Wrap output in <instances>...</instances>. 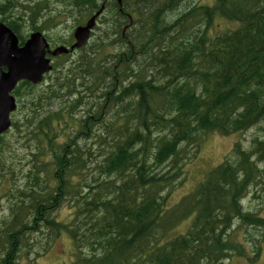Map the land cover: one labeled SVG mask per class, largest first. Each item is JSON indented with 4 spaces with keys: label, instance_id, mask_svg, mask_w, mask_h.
Masks as SVG:
<instances>
[{
    "label": "trees",
    "instance_id": "trees-1",
    "mask_svg": "<svg viewBox=\"0 0 264 264\" xmlns=\"http://www.w3.org/2000/svg\"><path fill=\"white\" fill-rule=\"evenodd\" d=\"M121 1L123 6L118 0H74L72 6L77 17H92L105 6L101 17L110 32L112 23L119 24L110 36L124 46L116 48L106 33L109 41L100 47L92 40L73 54L60 55L71 56V64H55L50 81H22L14 91L33 90L23 105L33 109V133L40 141L37 161L46 173L55 170L57 182L48 185V173L45 178L40 171L31 175L37 190L24 192L28 199L16 208L24 218L33 207L35 219L5 236L9 247L1 264L18 259L22 234L30 229H47L48 240L40 248L44 254L67 236L76 250L70 264H216L230 260L233 250H247L255 261L246 244L227 238L240 222L264 234L261 207L250 210L242 203L264 177V0ZM6 7L1 3L0 14ZM118 13L124 18L113 21ZM48 19L34 24L32 32L43 31L51 39L48 30L59 22ZM4 22L24 44L29 33L23 34L16 21ZM222 23L226 29L219 28ZM120 24L131 28L137 41ZM72 34L52 42L71 44ZM162 39L168 40L166 47L160 46ZM90 100L98 101L95 108ZM251 129L255 134L248 147L236 142L232 158L170 204L191 148L197 150L213 134ZM5 139L0 136V154ZM3 196L16 197L0 184V200ZM66 197L73 199L70 222L54 217ZM178 218L192 220L189 229L167 237ZM261 239H252L258 243L257 256Z\"/></svg>",
    "mask_w": 264,
    "mask_h": 264
},
{
    "label": "rangeland",
    "instance_id": "rangeland-1",
    "mask_svg": "<svg viewBox=\"0 0 264 264\" xmlns=\"http://www.w3.org/2000/svg\"><path fill=\"white\" fill-rule=\"evenodd\" d=\"M11 3H8V0H0V5L8 4V7L5 8V12L0 14L1 20L4 22L8 21H17L21 19L26 23V27H23V34L32 32V27L34 24H43L49 23V16L53 17L52 20H55L58 25H53L49 30V35L51 40H58L60 37L69 38L71 35L72 27L77 21L76 11L77 7H73L74 0H10ZM39 2V3H37ZM119 4L123 6V2L118 0ZM148 3V1H146ZM127 10L130 8V12L133 11V4L128 3ZM136 8H139L141 11L150 14V11L142 8V5L139 7L134 4ZM33 6L36 11L33 13ZM122 8V7H120ZM181 9V6H180ZM1 12V11H0ZM38 13V14H36ZM71 14V15H68ZM35 18L33 19V16ZM116 15V16H115ZM112 18L113 21H119L124 18L123 14H115ZM86 15L81 17L79 14V22L82 24V20ZM108 14L106 13L107 17ZM75 17V23L74 18ZM144 19H148L147 16H143ZM34 21V22H33ZM126 22V21H125ZM6 23V22H5ZM124 23V22H123ZM7 24V23H6ZM112 30L110 32L109 24L101 17L98 20V24L94 29L93 43L96 47H100L102 42L109 41L106 38V33H109V36L113 31H116V28L119 27V24L115 26L112 23ZM127 24V23H126ZM123 33L128 34L132 33L130 36L132 40L137 41V34L132 31L128 26H123ZM220 29H226V24L222 23L219 26ZM136 35V36H133ZM105 36V37H104ZM104 37V38H103ZM110 38L115 39L116 48L120 49L125 44L118 41V37L110 36ZM75 39V38H74ZM111 39V40H112ZM168 40L162 39L159 44L161 47H166ZM164 45V46H163ZM141 52V51H140ZM55 64L59 63L61 66H67L71 64V56L68 58L56 57L53 58ZM55 71H52V73ZM50 81L46 77L45 82ZM38 89V88H37ZM37 91V90H36ZM33 90H28L26 88L21 89L19 94H15L18 102L17 110L12 114L13 126L7 132L5 142L7 144L6 148L0 154V183L3 186H7L14 190L15 198H8L3 196L0 200V257L6 256L8 253L9 244L7 243L6 235L16 230V232L21 231L22 224L26 222H33L35 217L33 216L36 213V210L30 209V212H27L24 218L18 217L22 209L16 208V205H20V201L28 199L24 195V192L33 191L34 184L32 174L40 171L42 178H45L48 173V185L55 184V170L49 169L46 173L44 169L40 168V164L37 161V155L39 154V138L33 133L34 127L32 126L33 118V109L29 107H24L23 102L33 98ZM92 101L93 106L98 103V101ZM86 102V101H85ZM95 103V104H94ZM57 105L53 106V109H57ZM85 105V103H83ZM88 108L91 107V104L86 105ZM95 108V106H94ZM75 116V115H74ZM78 119L81 117L75 116ZM101 121H97L94 132L98 133ZM255 134V130L251 129L242 133L224 136L221 134H213L207 139H204L199 145L197 150H192L188 155L189 157L184 161L182 165V177L179 181H176L178 184L175 185L171 198H169L170 204H177L178 201L191 190H195L199 181L203 180L205 175H208V171L216 167L218 164L223 162L227 158H232L231 154H234L233 147L236 142H240L243 147H248L252 136ZM94 138L96 135H91ZM59 141L63 142L65 139L58 138ZM33 141L37 143L36 151H33ZM99 143V138L95 140ZM82 142V140H81ZM96 150V149H95ZM189 150V151H190ZM188 151V152H189ZM46 161H49L45 157ZM180 178V177H179ZM262 183L258 186L253 185L249 193L242 198L243 206L246 209L257 210L261 207L264 215V177L260 178ZM259 180V179H258ZM257 180V182H258ZM182 182V184H179ZM73 199L66 197L60 204V207L57 212H55V218L58 220L64 219L66 222H70L73 218L72 209ZM173 205V206H174ZM172 206V207H173ZM71 220H68L71 217ZM15 218H18L19 221L16 223L14 229L9 228L14 222ZM192 220L188 218L182 219L178 218L176 225L173 227L172 232L167 237H172L175 235H180L185 233L189 227ZM47 229L43 231L35 232L32 229L25 231L22 236H24L25 243L21 244L20 254L17 260L13 261V264H35L34 259L39 257L36 261V264H70L76 255V250L73 247L71 240L67 236H63L60 240V243L57 247L50 251L47 254H44L41 251V246L44 245L48 240V235L46 233ZM228 235V241L231 242H241L246 244L248 252L251 256H256V260L252 261L248 256V253L244 250L241 254L238 251L233 250L232 257L229 259L220 260L216 264H264V234L259 227H249L242 224H235L230 228ZM176 237V236H175ZM261 239L263 240V246L259 253V256L256 254L257 244L252 239ZM1 264V262H0Z\"/></svg>",
    "mask_w": 264,
    "mask_h": 264
},
{
    "label": "water",
    "instance_id": "water-1",
    "mask_svg": "<svg viewBox=\"0 0 264 264\" xmlns=\"http://www.w3.org/2000/svg\"><path fill=\"white\" fill-rule=\"evenodd\" d=\"M101 11L102 9L92 16L86 25L76 28V42L70 49L66 46L51 49L41 31L33 32L20 45L15 32L0 20V134L10 127V113L16 109V98L12 91L18 82L28 80L34 84L40 83L44 75L53 68L51 58L47 55L57 56L83 46L88 41Z\"/></svg>",
    "mask_w": 264,
    "mask_h": 264
},
{
    "label": "flooded vegetation",
    "instance_id": "flooded-vegetation-1",
    "mask_svg": "<svg viewBox=\"0 0 264 264\" xmlns=\"http://www.w3.org/2000/svg\"><path fill=\"white\" fill-rule=\"evenodd\" d=\"M129 17L131 18V15H129ZM73 18H74V22H73V25H74V23H75V17H73ZM89 18H90V17L85 16V17L83 18V20L81 21L82 24H83V25L86 24L87 21L89 20ZM16 23H18V24L20 25V27H26V23H24L21 19H18V20L16 21ZM76 23H79V17H77V21H76ZM124 26H125V25H124Z\"/></svg>",
    "mask_w": 264,
    "mask_h": 264
},
{
    "label": "bare ground",
    "instance_id": "bare-ground-1",
    "mask_svg": "<svg viewBox=\"0 0 264 264\" xmlns=\"http://www.w3.org/2000/svg\"><path fill=\"white\" fill-rule=\"evenodd\" d=\"M120 2H121V0H120ZM106 9V8H105ZM133 9V8H132ZM137 10V9H136ZM186 16H187V14H186ZM149 19H150V17H149ZM157 20V19H156ZM258 20V19H257ZM133 36H136V35H133ZM174 36V35H173ZM117 37V36H116ZM245 39V38H244ZM128 40V39H127ZM165 40V39H164ZM173 42V40L171 41V43ZM167 44H168V42H167ZM179 45V44H178ZM103 46V45H102ZM161 46V45H160ZM164 46V45H163ZM151 53V52H150ZM172 54V53H171ZM170 54V55H171ZM187 57V56H186ZM149 67V66H148ZM131 69V68H130ZM158 73V72H157ZM161 80V79H160ZM21 83V82H20ZM144 84V83H143ZM148 84V83H147ZM142 85V84H141ZM144 85H146V84H144ZM109 86V85H108ZM144 87V86H143ZM151 90V89H150ZM156 90V89H155ZM155 90H154V92H155ZM126 94V93H125ZM124 94V95H125ZM134 96V95H133ZM91 103H92V101H91ZM95 104V103H94ZM244 106V105H243ZM243 111V110H242ZM255 113V112H254ZM115 115V114H114ZM117 115V114H116ZM264 159V158H263ZM109 176V175H108Z\"/></svg>",
    "mask_w": 264,
    "mask_h": 264
}]
</instances>
